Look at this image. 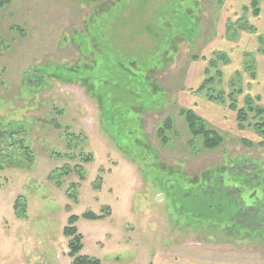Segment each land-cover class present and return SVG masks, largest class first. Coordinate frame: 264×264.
Listing matches in <instances>:
<instances>
[{
	"label": "rangeland",
	"instance_id": "obj_1",
	"mask_svg": "<svg viewBox=\"0 0 264 264\" xmlns=\"http://www.w3.org/2000/svg\"><path fill=\"white\" fill-rule=\"evenodd\" d=\"M250 1L9 0L0 8V264H71L64 228L72 216L80 254L101 264H264V215L244 221L257 229L250 233L227 227L229 208L216 197L219 227L187 224L177 209L181 190L219 170L232 193L238 172L257 183L243 191V208L264 201V146L253 128L264 119L256 116L264 89L259 96L255 84V97L244 82L255 78L256 55H242L243 78L241 70L223 76L242 34L258 39L264 63V1L257 17ZM192 73L201 77L193 85ZM228 98L247 112L244 130ZM181 109L217 131L220 146L204 149Z\"/></svg>",
	"mask_w": 264,
	"mask_h": 264
},
{
	"label": "trees",
	"instance_id": "obj_2",
	"mask_svg": "<svg viewBox=\"0 0 264 264\" xmlns=\"http://www.w3.org/2000/svg\"><path fill=\"white\" fill-rule=\"evenodd\" d=\"M258 1L259 0H251L249 4V8L252 9V14L254 15V17H257L259 14ZM8 2L9 0H1L0 8H2ZM211 81V79L205 80L199 90H204ZM209 100L216 101L218 99H213V97L210 96ZM246 100L247 99H245L244 102H246ZM228 101L230 102L228 108L235 114V120L238 129L244 130L245 123L247 122V112L237 107L236 103H234V98L232 99V101H234L233 103L229 100V98ZM248 110L251 111V108ZM181 113L184 116V120L191 135L201 137L202 146L204 147V149L211 150L220 146L223 140L221 135L217 131L208 128L207 124L204 123L199 117H197L193 111L188 109H181ZM262 115H264V109L256 110L257 117L261 118ZM170 123H172V119H170L169 117L166 118L162 127L160 128V132L165 133V130H168L170 128ZM253 128L256 136L261 140L260 145L264 146V119L261 118L259 122H256ZM240 142L242 143V145H249V142L247 140H241ZM223 171L224 170H219V172H216L215 175H217L218 177H204L196 183L194 182L190 188L181 190L183 191L181 193V197L183 198L179 199V202H181L179 203L180 205L177 207V209H181V211L179 212L183 211L182 213L185 214L186 218L185 223L187 224L195 223L199 225H207L208 223H214L213 221H211L213 207L212 202L214 200V197H216L222 203L226 202L224 207L229 208L227 211L230 213V219L232 220V222L230 223L231 226L227 225V227L239 228V230L250 231V233L257 231V229L253 228L252 226V228L247 227V225H243V223L244 221L250 223L252 219L263 222L261 219L264 215V201L263 203H260L261 206L253 204L244 208L241 204H238L240 203L238 201L242 198L243 191L255 190L257 188V183L254 182L255 180L253 179V177H249L247 174L244 175L243 172H238L234 177L236 186L232 187V193L230 192V188L228 190L224 188L223 174H225V172ZM244 185L247 189L244 188ZM195 201H198V203L201 204V206L203 207L202 210H195V208H192L193 206L191 204H193V202ZM188 203L189 205H191V208L190 206H187ZM83 216L87 219L99 218L98 216L91 213L85 214ZM76 220L77 217H70L68 226L64 228V235L70 238L67 246L69 249L68 257L72 259L71 264H101L98 259L90 258L88 256L80 254L82 249V236L78 233L77 229L73 227V224L76 222ZM214 224L216 225V227H219L220 225V223ZM262 226L263 224L260 225V227ZM258 231L264 232L261 229H258Z\"/></svg>",
	"mask_w": 264,
	"mask_h": 264
},
{
	"label": "crops",
	"instance_id": "obj_3",
	"mask_svg": "<svg viewBox=\"0 0 264 264\" xmlns=\"http://www.w3.org/2000/svg\"><path fill=\"white\" fill-rule=\"evenodd\" d=\"M262 25L264 26V20L262 21ZM256 40H258V39H256ZM256 40L254 42V40L251 39V37L249 35H245V34L240 35V37H239V39L237 41L238 42L237 48H236V46H232L230 48L232 50V53L230 54V64L225 67V71H223V76L224 77L227 76V78H229L230 75H232L233 73H238V71L241 70L240 73H241V77L243 78L242 68L239 67V65L241 66L240 60L242 58V55L243 54H247V53L248 54L250 53L251 55H254L255 54L256 55L255 58H254L255 59V64H256L255 78L253 80H251V79L249 80L248 79L247 81H244V82H246L247 86L249 87V88H246V89L249 92H253V94L255 93L254 96L255 97H258V92H257V90L255 88V84H258V85H260V86L263 87L262 90H260V92H259V96H261L263 94L262 92H263V89H264V63H263V59H262L263 56L260 55V54H256L257 53V43H256ZM232 41L233 40H230V43L229 44H231ZM225 42H228V41H225ZM217 48H218L217 50L222 51V52H225L226 54L230 50L228 48V45L225 44V43L219 44ZM251 59L253 60V58H251ZM246 63L247 62H244V64H246ZM198 75H199L198 73H196V74L192 73L191 76H189V75L187 76V79L186 80L187 81L188 80H192V85H193L194 83H197V82H199V80H201V79H199L201 77H199ZM199 99L200 98L195 97V96L192 97V100H199ZM210 108H211V110H210ZM210 108L208 107V109L210 110L211 113L213 111L215 112V110H220L214 104H212ZM196 110H198L201 113L204 112V109H201L199 107H197ZM205 114H207V113L205 112Z\"/></svg>",
	"mask_w": 264,
	"mask_h": 264
}]
</instances>
